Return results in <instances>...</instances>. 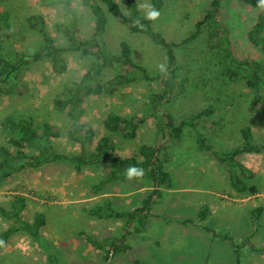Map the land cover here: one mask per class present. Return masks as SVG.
Wrapping results in <instances>:
<instances>
[{"label":"rangeland","instance_id":"374dc122","mask_svg":"<svg viewBox=\"0 0 264 264\" xmlns=\"http://www.w3.org/2000/svg\"><path fill=\"white\" fill-rule=\"evenodd\" d=\"M69 1L77 16L80 35L90 38L94 21L85 0ZM116 1L126 12L125 0ZM219 1L222 6L219 20L229 31L234 56L261 61L264 77V56L247 38L260 11L257 0ZM136 2L138 15L144 18L139 5L150 4V0ZM208 2L163 0L160 15L152 25L154 31L174 44L177 74L186 79L184 92L162 109L178 124L210 108L211 113L199 118L195 127L219 152L240 145V129L245 126L252 129L258 143H264V90L260 103L243 82L231 83L221 74L216 34L209 24L202 26L195 39L186 41ZM65 11L61 0L56 5H43L41 0L0 3V51L30 53L39 47V36L26 25L31 14H41L48 33L58 44L64 45V37L54 26L65 21ZM106 12L105 50L117 53L118 44L126 42L133 61L149 76L156 74L160 66L165 65L163 52L147 37L130 33ZM65 60L68 67L62 74L55 73L45 60L31 65L23 75L24 87L20 90L23 93L19 95L14 90L10 95L0 97V123L7 115H14L30 118L34 126L59 127L62 134L52 140L53 146L59 153L73 155L78 153L79 146L65 138L72 122L65 114L53 109L52 100L65 84L79 79L95 60L80 53H67ZM116 73L142 74L134 68L114 65L105 71L103 80ZM157 88L155 82L137 79L112 96H91L79 122L92 128L97 140L107 134L102 120L108 112L145 118L133 140H124L119 134L110 135L116 145V154L130 156L140 145L153 141L156 120L150 115L148 100ZM6 141L7 134L0 126V145H5ZM167 152L170 158L165 167L172 176L174 188L166 191L154 206L148 224L149 235H134L128 239L139 259L144 264H235L230 241L223 239L228 236L239 247L241 264H264V155L242 154L237 158L252 173V177L243 175L246 189L251 187L257 191L252 194L232 188L226 168L198 150L194 131L188 126L183 127L182 137ZM102 178L103 174L95 168L84 167L81 172H76L69 163H56L37 170H22L6 180L0 189V204L8 207L13 196H22L26 200L22 213L26 221L32 222L36 214H43L45 225L40 236L44 244L17 233L2 250L0 264H46L45 244L57 257L58 264H131L123 253L104 262V252L96 250L80 234L91 235L102 242L122 236L121 220L96 219L87 214V209L101 197H107L117 210H132L141 205L151 184L146 180L130 183L119 180L107 184L102 190L103 195L94 196L92 186ZM202 205L208 207L209 214L199 222L197 214ZM257 207L262 208V215L259 227L254 230L249 218ZM7 225L0 218V232Z\"/></svg>","mask_w":264,"mask_h":264},{"label":"trees","instance_id":"16d2710c","mask_svg":"<svg viewBox=\"0 0 264 264\" xmlns=\"http://www.w3.org/2000/svg\"><path fill=\"white\" fill-rule=\"evenodd\" d=\"M8 0H0V3ZM59 0H41L43 5H56ZM64 3L65 21L56 23L54 29L60 33L65 44H58L48 33L44 17L41 14H31L26 19L28 29L39 36V47L30 53H3L0 51V97L10 95L24 87L23 75L28 68L40 61H47L51 69L62 74L67 70L65 55L67 53H80L95 60L90 63L84 73L76 81L65 84L61 91L53 98L52 107L55 111L63 113L72 122L65 132V138L79 146L76 154H63L55 150L52 140L61 136L59 127L49 124L34 126L31 119L7 115L0 123L2 131L7 134L5 145H0V189L6 180L22 170H37L44 165L56 163H69L76 172H81L84 167L98 169L103 178L92 186L94 196L103 195L102 190L107 184L116 181L127 183L124 172L127 167L135 165L144 169V176L138 180H146L151 184L149 194L142 200L141 205L132 210H117L112 201L107 197H101L99 202L87 209V214L96 219L107 217L115 218L123 222L124 233L122 236L112 237L103 242L97 238L81 233L83 239L100 252H104V262L110 261L119 253L126 255L131 264H144L128 243L129 237L134 235H149L148 224L153 216L152 211L166 193L173 190L174 183L171 174L165 165L169 161L168 150L182 137L184 126L194 131L195 142L198 150L210 156L218 165L226 168L230 185L238 192L248 191L255 193L254 188L246 189L243 175L252 177V173L238 157L242 154L264 155V143H258L252 129L245 126L240 129L242 143L225 152H219L211 145L202 132L196 129V121L211 113V109L199 111L188 120L174 123L172 115L162 109L174 97L184 92L186 79L178 74V64L174 52V44L169 42L161 33L153 30L154 21H148L138 15L136 0H125L124 12L116 0H85L93 17V33L90 38H84L78 31L77 16L70 7L69 0H61ZM150 4L159 12L163 7V0H150ZM132 34L147 37L165 57L164 71L160 68L153 76L146 74L145 70L132 59L130 46L121 41L118 44L117 53H109L104 48L103 34L108 23L107 12ZM222 6L219 0H209L207 7L201 13L199 20L194 25V31L186 41H191L199 34L203 25L209 24L216 34V47L220 53L218 65L221 74L227 77L229 82H243L250 89L255 101L262 103L264 90V77L261 75L263 64L255 59H237L232 50V42L229 31L220 22L219 16ZM264 10L258 12L255 22L247 33L249 42L264 56ZM114 65H123L126 68H134L142 72L141 76H128L126 73H116L106 81L103 80L106 70ZM137 79L155 82L157 90L150 94L148 108L150 115L156 120L153 141L140 145L130 156L122 157L116 154V145L112 134H119L124 140L136 138L140 127L145 123V118L130 115L122 116L115 112H108L102 120V127L107 133L97 140L92 128L79 122L85 109L84 106L89 97L102 95L112 96L121 87L129 85ZM15 90V91H14ZM163 156V157H162ZM26 200L22 196H13L9 200V206L0 204V218L8 223L0 232V260L2 250L7 246L9 239L17 234L24 233L35 242L44 244L41 240L40 230L45 225L43 214L38 213L32 222L23 218V210ZM208 207L202 205L197 221H204L208 216ZM262 208H254L250 213V223L254 230L259 227ZM230 241L233 249L235 264H241V253L232 239L223 236ZM46 264H58V259L47 244Z\"/></svg>","mask_w":264,"mask_h":264},{"label":"clouds","instance_id":"9594fccd","mask_svg":"<svg viewBox=\"0 0 264 264\" xmlns=\"http://www.w3.org/2000/svg\"><path fill=\"white\" fill-rule=\"evenodd\" d=\"M257 6L264 10V0H257ZM139 7L143 10L144 18L148 21H154L157 19V17L160 15V12L154 8L151 4L148 3H142L139 5ZM160 71H164V66H160ZM124 176L127 180L131 181L133 179H140L144 176V169L141 167H137L135 165H131L127 167V169L124 172Z\"/></svg>","mask_w":264,"mask_h":264},{"label":"crops","instance_id":"0c3cea01","mask_svg":"<svg viewBox=\"0 0 264 264\" xmlns=\"http://www.w3.org/2000/svg\"><path fill=\"white\" fill-rule=\"evenodd\" d=\"M116 113V112H115ZM249 170V169H248Z\"/></svg>","mask_w":264,"mask_h":264}]
</instances>
